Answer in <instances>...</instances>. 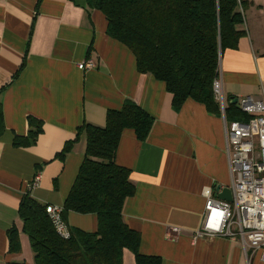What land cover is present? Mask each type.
<instances>
[{"label": "crops", "instance_id": "0c3cea01", "mask_svg": "<svg viewBox=\"0 0 264 264\" xmlns=\"http://www.w3.org/2000/svg\"><path fill=\"white\" fill-rule=\"evenodd\" d=\"M249 3L246 36L220 58L227 107L245 97L264 100V0ZM86 60L94 68L78 70ZM126 100L153 119L144 142L124 130L114 158L134 188L122 220L140 237L138 253L161 264H247L237 237L193 240L203 221L204 190L231 185L222 115L190 100L173 111L165 85L137 73L132 54L107 36L104 16L86 0H0V264H33L18 217L33 177L39 174L40 183L31 197L62 208L83 162L84 137L63 161L57 154L84 124L104 127L106 113ZM29 118L41 123V131L34 144L15 148V137L34 131ZM62 219L69 229L97 230L95 215L67 213ZM12 227L20 254L7 252ZM121 264H136L134 255L124 250Z\"/></svg>", "mask_w": 264, "mask_h": 264}, {"label": "trees", "instance_id": "16d2710c", "mask_svg": "<svg viewBox=\"0 0 264 264\" xmlns=\"http://www.w3.org/2000/svg\"><path fill=\"white\" fill-rule=\"evenodd\" d=\"M249 5V0H86L87 8L104 16L107 36L132 54L137 73L149 74L165 85L173 111L190 100L211 115H221L213 94L221 55L235 50L239 39L246 36L244 12ZM225 119L249 120L235 105H228ZM28 125L34 131L27 138L15 137V148L35 143L41 123L29 118ZM152 125L145 111L126 100L120 110L106 113L104 127L84 124L75 139L64 145L56 156L60 161L81 136L85 139L83 162L64 201L61 219L67 213L95 215L97 230L88 233L64 225L68 236L62 237L46 214V206L27 191L20 199L18 217L33 264H121L124 250L134 255L136 264H161L160 258L138 253L140 237L122 220L123 205L134 188L129 171L114 161L124 130L144 142ZM3 130L0 108V134ZM6 236L7 252L20 254L17 229L12 227Z\"/></svg>", "mask_w": 264, "mask_h": 264}, {"label": "built area", "instance_id": "2783aa9c", "mask_svg": "<svg viewBox=\"0 0 264 264\" xmlns=\"http://www.w3.org/2000/svg\"><path fill=\"white\" fill-rule=\"evenodd\" d=\"M80 71L94 68L91 60L76 65ZM213 94L224 119L225 152L230 174L231 202L215 198L210 189L203 192L204 216L193 240L239 238L247 264L255 254L264 264V100L245 97L236 100V109L249 118L246 122L225 119L227 101L223 96L221 80L213 82ZM40 175L36 174L27 185V191L38 187ZM45 212L62 237L68 233L61 221L62 208L47 206ZM174 234L178 230L171 229Z\"/></svg>", "mask_w": 264, "mask_h": 264}, {"label": "water", "instance_id": "95a60500", "mask_svg": "<svg viewBox=\"0 0 264 264\" xmlns=\"http://www.w3.org/2000/svg\"><path fill=\"white\" fill-rule=\"evenodd\" d=\"M235 103V100L229 102L230 105H235ZM214 196L220 201L231 202L232 200V194L229 188H221L220 186H216L214 188Z\"/></svg>", "mask_w": 264, "mask_h": 264}, {"label": "rangeland", "instance_id": "374dc122", "mask_svg": "<svg viewBox=\"0 0 264 264\" xmlns=\"http://www.w3.org/2000/svg\"><path fill=\"white\" fill-rule=\"evenodd\" d=\"M248 11V10H247ZM247 11H245V15H246V17H247ZM256 256H254L253 258H252V264H262L261 262H260V260H259V254L257 253V254H255Z\"/></svg>", "mask_w": 264, "mask_h": 264}]
</instances>
